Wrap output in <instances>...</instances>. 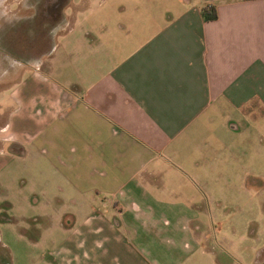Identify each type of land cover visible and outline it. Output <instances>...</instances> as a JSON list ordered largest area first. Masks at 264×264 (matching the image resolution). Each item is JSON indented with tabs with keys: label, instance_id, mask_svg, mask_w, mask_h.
Masks as SVG:
<instances>
[{
	"label": "crops",
	"instance_id": "crops-1",
	"mask_svg": "<svg viewBox=\"0 0 264 264\" xmlns=\"http://www.w3.org/2000/svg\"><path fill=\"white\" fill-rule=\"evenodd\" d=\"M1 4L0 22L25 23L6 35L10 51H42L43 22L53 48L0 89V244L9 227L34 249L28 264H190L194 246L222 234L225 205L257 211L263 176L248 151L264 123V0ZM13 188L24 210L54 213L66 191L95 214L90 238L49 241L63 222L18 223L2 211ZM248 224L249 239L263 237Z\"/></svg>",
	"mask_w": 264,
	"mask_h": 264
},
{
	"label": "rangeland",
	"instance_id": "rangeland-1",
	"mask_svg": "<svg viewBox=\"0 0 264 264\" xmlns=\"http://www.w3.org/2000/svg\"><path fill=\"white\" fill-rule=\"evenodd\" d=\"M0 7H3L0 9L1 18L9 13V6L1 4ZM28 7L30 8L32 6ZM33 7L36 9L38 6L34 5ZM41 8L48 9V7L45 6H42ZM25 9L26 6L22 5V11L18 13L24 14V12H26ZM40 9L38 10L40 11ZM50 9H55V6H50ZM16 16H19V14ZM12 17L13 19L11 20L0 22V48L9 51L12 47L9 46V42H7L10 37H6V35L17 31L16 28L20 24V19L16 20L15 15H12ZM43 24V37L37 39V43L46 44L47 42L48 45L45 48L43 47L45 50L43 49L42 51L38 52H29L25 50L24 43L19 46L20 49H23V52H15L14 50L10 52L6 51L5 55L7 57L0 54V89L7 86L5 82L9 81L13 73L18 70L17 67L19 65H17V63L22 64V61H32L34 64H38L44 57L51 55L48 50L53 48V38H48L49 36H46L47 34L50 35V32L46 22H43ZM20 26H22V29L25 28L24 21L21 22ZM9 27L12 28L9 29ZM4 31H6V33H3ZM45 32L46 35H44ZM14 37L16 42L19 43L17 33L14 35ZM13 49L16 50V47H13ZM6 120V117L2 116L0 113V127H3L6 124ZM257 127L258 128L255 132H251L253 134L251 138L256 136L257 144H255V146H250V150L248 151V153H251V156H255L256 160L258 161L257 170L263 176L261 177V180L258 179L257 182L258 192L255 195L257 211L251 213L236 212L235 208H237L236 206L239 204L237 200H235L230 206L225 205L224 211L217 213L220 216L221 221H216V223L224 226L222 234L219 236L217 235V239L213 238L212 241L208 242V244L197 247L194 246L195 250L193 252L190 264H264V123H262L260 126L257 125ZM18 187H20L19 184L16 186V188ZM16 188H13L12 190L13 196H11L7 202L3 204L5 209L2 211L10 210L11 212L6 214L10 217L16 218L18 223L22 220H28L30 223L39 224L59 221L58 224L61 225V222H63L66 230L62 231L60 228L53 229L55 234L53 236H47L50 238L49 241H51V238H53L54 241H63L75 237L84 239L90 238L88 224L89 222L93 221L92 219L95 214L89 211L79 212L78 210H75L78 207L74 206V198L67 196L66 191L64 192V196H61L56 200L57 203L61 202L63 206L59 207L55 202L60 211L54 213L51 210L53 206L50 207L47 212L43 211L41 205L39 206L38 211L24 210V205L21 202L19 192L16 190ZM16 192L18 194L15 195ZM34 196H40L39 191ZM38 198L39 197H33L31 201H36ZM243 202L244 200L241 201V203ZM5 218L6 215L4 212H0V224H2L1 221H3ZM232 223L236 227L235 238L233 230L231 228L229 229V225ZM246 223H249V226L247 225L248 228L251 227L248 229V232L250 230L252 235L256 233L258 236L263 234V237L256 240H253V238L249 239V236L247 235ZM4 232L6 235V240H1L3 245L0 244V264H6L5 259L9 257V254V258L12 259L13 264H28L26 258L29 254L35 253L34 249L25 247L22 244H17L14 233L12 229L9 230V227ZM30 237L33 238L38 236L36 234H31ZM52 245L49 243L47 246V253L49 255L58 251V247ZM4 246L7 249H5ZM3 259L5 262H3ZM146 262L147 264H154L150 260L149 262Z\"/></svg>",
	"mask_w": 264,
	"mask_h": 264
},
{
	"label": "trees",
	"instance_id": "trees-1",
	"mask_svg": "<svg viewBox=\"0 0 264 264\" xmlns=\"http://www.w3.org/2000/svg\"><path fill=\"white\" fill-rule=\"evenodd\" d=\"M204 13L205 14H208V18L210 19V20H214V19H216V15L214 14V12H213V10H211V9H207V10H205L204 11Z\"/></svg>",
	"mask_w": 264,
	"mask_h": 264
}]
</instances>
